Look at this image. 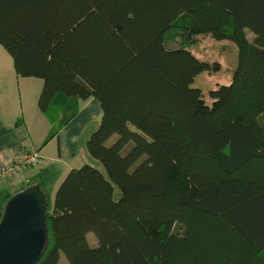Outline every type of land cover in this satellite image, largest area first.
Masks as SVG:
<instances>
[{
	"label": "trees",
	"instance_id": "1",
	"mask_svg": "<svg viewBox=\"0 0 264 264\" xmlns=\"http://www.w3.org/2000/svg\"><path fill=\"white\" fill-rule=\"evenodd\" d=\"M202 37L236 46L229 83L195 85L221 69ZM0 44L44 82V144L102 107L86 148L103 167H73L53 201L38 184L36 264H264V0H0Z\"/></svg>",
	"mask_w": 264,
	"mask_h": 264
},
{
	"label": "crops",
	"instance_id": "2",
	"mask_svg": "<svg viewBox=\"0 0 264 264\" xmlns=\"http://www.w3.org/2000/svg\"><path fill=\"white\" fill-rule=\"evenodd\" d=\"M1 47L0 44V163L28 150H38L42 160L0 183V220L9 199L31 185L43 184L54 199L68 172L92 159L86 152V143L102 118L98 99L83 101L77 115L44 144L51 127L38 105L44 82L17 75L12 56Z\"/></svg>",
	"mask_w": 264,
	"mask_h": 264
},
{
	"label": "water",
	"instance_id": "3",
	"mask_svg": "<svg viewBox=\"0 0 264 264\" xmlns=\"http://www.w3.org/2000/svg\"><path fill=\"white\" fill-rule=\"evenodd\" d=\"M47 199L39 185L14 194L0 220V264H36L48 242Z\"/></svg>",
	"mask_w": 264,
	"mask_h": 264
},
{
	"label": "rangeland",
	"instance_id": "4",
	"mask_svg": "<svg viewBox=\"0 0 264 264\" xmlns=\"http://www.w3.org/2000/svg\"><path fill=\"white\" fill-rule=\"evenodd\" d=\"M249 35L252 36V32H249ZM192 49L201 59L208 60L210 62H219L221 66V69L218 71H211L209 73L202 74L196 81L195 85L201 86L204 89H211L219 83H229L231 81V75L227 73L226 69L234 68L237 64V48L234 44L227 41L215 40L211 37H202L195 45H193ZM86 152L88 153V151ZM90 158L92 159L86 160V164H91L99 168L103 167L100 160L95 159L94 157ZM119 195L120 192L117 189L116 197H119ZM51 199L53 198L51 197ZM88 237L92 244L96 242V237L93 233L90 232ZM67 263L68 260L66 256L62 254V260L59 264Z\"/></svg>",
	"mask_w": 264,
	"mask_h": 264
},
{
	"label": "built area",
	"instance_id": "5",
	"mask_svg": "<svg viewBox=\"0 0 264 264\" xmlns=\"http://www.w3.org/2000/svg\"><path fill=\"white\" fill-rule=\"evenodd\" d=\"M42 156L38 150L19 153L14 158H4L0 163V183L10 177L21 175L26 170L39 164Z\"/></svg>",
	"mask_w": 264,
	"mask_h": 264
}]
</instances>
